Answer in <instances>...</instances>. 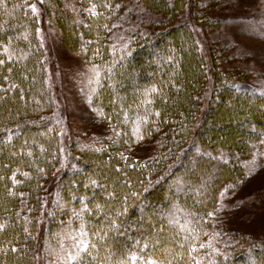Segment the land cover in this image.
Wrapping results in <instances>:
<instances>
[{
    "label": "trees",
    "instance_id": "16d2710c",
    "mask_svg": "<svg viewBox=\"0 0 264 264\" xmlns=\"http://www.w3.org/2000/svg\"><path fill=\"white\" fill-rule=\"evenodd\" d=\"M144 1L166 13L165 27L115 52L106 50L112 15L104 3L95 0L107 17L89 14L84 24L70 18L76 44L93 39L90 49L101 53L97 104L114 127L110 139L84 147L64 144L56 121L42 115L50 100L35 18L24 0H0V264H37L57 223L65 234L84 227L89 247L77 242L72 264H133L132 256L135 264H264V242L228 254L205 243L220 189L241 182L243 159L264 143V94L214 69L216 93L205 108L206 58L190 23L173 24L185 11L182 1ZM237 115L240 121H231ZM149 139L158 145L149 162L126 154ZM191 156L207 161L190 170L184 165ZM215 162L217 173L208 165ZM55 175L72 206L60 208L59 199L60 209L47 212L42 184ZM22 190L29 212L19 208ZM147 207L159 216L154 224ZM156 227L164 230L154 245L146 235Z\"/></svg>",
    "mask_w": 264,
    "mask_h": 264
},
{
    "label": "rangeland",
    "instance_id": "374dc122",
    "mask_svg": "<svg viewBox=\"0 0 264 264\" xmlns=\"http://www.w3.org/2000/svg\"><path fill=\"white\" fill-rule=\"evenodd\" d=\"M96 1L104 3L106 12L112 15L106 32L107 51L115 52L131 44L138 36L149 35L165 27L162 23L166 20V13L165 16L157 13L144 0ZM181 1L185 11L173 20V24L190 23L197 35L198 47L206 58L209 74L204 93L205 108L216 93L214 69L223 76L248 84L257 95H263L264 0ZM24 6L36 21V35L41 45L37 58L43 62L49 87L46 95L50 102L47 96L44 97L50 106L42 115L56 121L64 144L74 142L92 147L110 139L114 136L113 122L102 114L96 97L101 53L90 49L95 41L93 39L82 38V43L79 46L76 44L72 32L76 23L70 20L74 18L84 24L89 14L101 13L105 17L108 14L98 10L95 0H24ZM32 105L27 106L31 112L35 109ZM239 107L242 112L244 106ZM240 119L237 115L231 121ZM224 125L232 126L229 121ZM235 140L240 142L242 137L236 136ZM157 151L155 139L126 148V154L140 162H149ZM206 161L204 158L194 160L191 156L184 167L194 170L198 162ZM219 163L208 165L217 173L221 166ZM242 168L243 175L237 186L231 187L230 183H226L220 189L218 204L212 214V229L205 239L207 247L225 254L264 242V143L253 147L252 155L243 159ZM42 186V204L47 212L53 207L60 209L71 205L57 175L50 177ZM25 196V191L19 194V208L29 212L32 205ZM59 199L62 203L60 208L56 206ZM148 207L146 216L154 224L159 216ZM57 224L49 232L50 242L36 252L37 264H72L79 253L77 242L86 241L82 238L84 227H75L72 234H65L68 228ZM133 229L136 231L142 227L136 225ZM163 230V227H156L146 238L155 240L154 245H157L160 243L158 235ZM120 232L130 236L131 229L121 227Z\"/></svg>",
    "mask_w": 264,
    "mask_h": 264
},
{
    "label": "snow or ice",
    "instance_id": "6c2138e0",
    "mask_svg": "<svg viewBox=\"0 0 264 264\" xmlns=\"http://www.w3.org/2000/svg\"><path fill=\"white\" fill-rule=\"evenodd\" d=\"M32 8H33V10H35V6H34V5L32 6ZM0 227H2V226H0ZM80 247H81L84 251H87V249H88V247H89V244H88L87 242L82 241L81 244H80ZM145 247H147V245H145ZM131 259H132V261H133V264H135V261H136L137 257H136V256H132ZM147 264H162V262H157V261H155V260H153V259H149V260L147 261ZM197 264H198V262H197Z\"/></svg>",
    "mask_w": 264,
    "mask_h": 264
}]
</instances>
